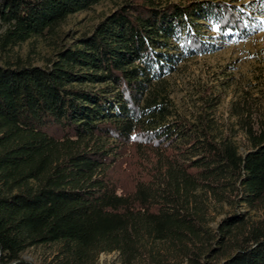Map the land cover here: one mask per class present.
Returning a JSON list of instances; mask_svg holds the SVG:
<instances>
[{"label":"trees","instance_id":"1","mask_svg":"<svg viewBox=\"0 0 264 264\" xmlns=\"http://www.w3.org/2000/svg\"><path fill=\"white\" fill-rule=\"evenodd\" d=\"M98 1L0 0V52ZM249 19L223 1L119 0L41 65L0 62V264H31L14 260L47 243L37 264L112 250L117 264H264V216L226 212L211 230L202 199L263 198L264 119H242L239 151L212 118L217 96L186 118L166 79Z\"/></svg>","mask_w":264,"mask_h":264},{"label":"rangeland","instance_id":"2","mask_svg":"<svg viewBox=\"0 0 264 264\" xmlns=\"http://www.w3.org/2000/svg\"><path fill=\"white\" fill-rule=\"evenodd\" d=\"M119 0H99L89 9L67 16L52 33L41 37H30L0 52V62L18 58L41 65L55 47L63 40H70L87 31L101 17L108 13ZM163 2H182L183 0H161ZM240 7L250 17L248 33L245 37L229 31L224 37L208 38L216 43L213 50L188 56L177 68L166 76L168 98L179 115L192 118L201 108V103L210 95L217 96L212 109V118L222 133L232 135L238 150L244 148V134L241 128L243 118H248L253 127L264 119V0H216ZM260 6L263 13L251 9ZM208 24V23H207ZM206 36H216L215 27L205 25ZM207 91V94L203 92ZM206 207L207 226L212 230L216 221L226 212L239 211L248 219L264 216V196L247 206L237 201L217 202L202 198ZM54 245H34L25 248L18 258L42 263ZM117 251H100L93 264H117ZM179 264L185 261L177 259Z\"/></svg>","mask_w":264,"mask_h":264},{"label":"water","instance_id":"3","mask_svg":"<svg viewBox=\"0 0 264 264\" xmlns=\"http://www.w3.org/2000/svg\"><path fill=\"white\" fill-rule=\"evenodd\" d=\"M19 260H25V259H22V258H17V259H15L14 261H19ZM14 261H12V262H14ZM11 262V263H12ZM31 264H35V263H33V262H31V261H29Z\"/></svg>","mask_w":264,"mask_h":264}]
</instances>
